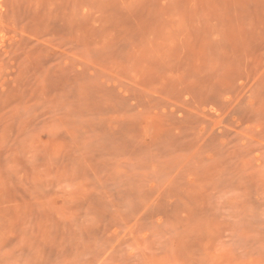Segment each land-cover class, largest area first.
Returning a JSON list of instances; mask_svg holds the SVG:
<instances>
[{
	"label": "rangeland",
	"instance_id": "rangeland-1",
	"mask_svg": "<svg viewBox=\"0 0 264 264\" xmlns=\"http://www.w3.org/2000/svg\"><path fill=\"white\" fill-rule=\"evenodd\" d=\"M0 264H264V0H0Z\"/></svg>",
	"mask_w": 264,
	"mask_h": 264
}]
</instances>
